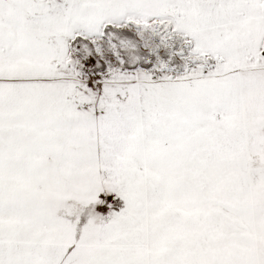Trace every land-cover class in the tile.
<instances>
[{"label": "snow or ice", "instance_id": "snow-or-ice-1", "mask_svg": "<svg viewBox=\"0 0 264 264\" xmlns=\"http://www.w3.org/2000/svg\"><path fill=\"white\" fill-rule=\"evenodd\" d=\"M0 264H264V0H0Z\"/></svg>", "mask_w": 264, "mask_h": 264}]
</instances>
